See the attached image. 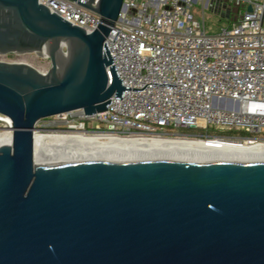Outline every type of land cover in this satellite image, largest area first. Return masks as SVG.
I'll use <instances>...</instances> for the list:
<instances>
[{
	"label": "water",
	"instance_id": "1",
	"mask_svg": "<svg viewBox=\"0 0 264 264\" xmlns=\"http://www.w3.org/2000/svg\"><path fill=\"white\" fill-rule=\"evenodd\" d=\"M81 5L101 17L91 34L38 0H0V56L51 61L46 73L0 61V114L13 122L0 144V264H264V162L35 163L38 121L93 116L125 90L114 68L109 83L105 47L124 0Z\"/></svg>",
	"mask_w": 264,
	"mask_h": 264
},
{
	"label": "built area",
	"instance_id": "2",
	"mask_svg": "<svg viewBox=\"0 0 264 264\" xmlns=\"http://www.w3.org/2000/svg\"><path fill=\"white\" fill-rule=\"evenodd\" d=\"M38 1L88 34L101 23L81 5L89 0ZM199 1L202 22L193 13ZM218 4L226 5L222 17L230 24L209 34L205 9ZM124 6L105 42L113 60L109 83L114 68L125 88L122 95L93 116L58 115L63 126L42 119L38 131L131 143L264 146V0H124Z\"/></svg>",
	"mask_w": 264,
	"mask_h": 264
},
{
	"label": "bare ground",
	"instance_id": "3",
	"mask_svg": "<svg viewBox=\"0 0 264 264\" xmlns=\"http://www.w3.org/2000/svg\"><path fill=\"white\" fill-rule=\"evenodd\" d=\"M82 111V110H79ZM84 112V111H83ZM0 131V144L13 143V122ZM42 134L37 126L34 130L35 163L56 162L72 159H115L123 157L151 159H195L200 161L228 160L234 162H264V146L223 145L219 142H124L114 139L104 140L101 136L91 137L81 132L70 134Z\"/></svg>",
	"mask_w": 264,
	"mask_h": 264
},
{
	"label": "rangeland",
	"instance_id": "4",
	"mask_svg": "<svg viewBox=\"0 0 264 264\" xmlns=\"http://www.w3.org/2000/svg\"><path fill=\"white\" fill-rule=\"evenodd\" d=\"M136 10H132L131 14H135ZM193 13L199 21H203L202 16V2L199 1L197 4L194 5ZM205 23L207 26V31L209 34H217L220 32V30L223 27H226L230 24L229 20L225 17H222L221 15H218L217 13L213 12L211 8L205 9ZM0 60L10 63H27L39 71L46 72L51 68V61L48 58H40L36 54H24V55H17V54H9V55H3L0 56ZM57 117V116H55ZM51 117L48 118L50 121H57L59 126H63L57 118ZM91 124V121H89ZM59 126L55 127L58 128ZM3 131V130H0ZM61 131L55 130L47 132V134H51L50 137L56 136V133H60Z\"/></svg>",
	"mask_w": 264,
	"mask_h": 264
},
{
	"label": "flooded vegetation",
	"instance_id": "5",
	"mask_svg": "<svg viewBox=\"0 0 264 264\" xmlns=\"http://www.w3.org/2000/svg\"><path fill=\"white\" fill-rule=\"evenodd\" d=\"M91 137H93V136H91ZM94 137H96V136H94Z\"/></svg>",
	"mask_w": 264,
	"mask_h": 264
}]
</instances>
